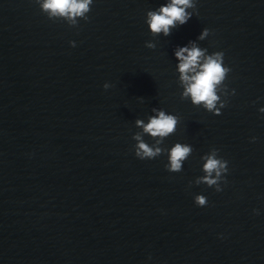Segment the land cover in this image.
<instances>
[{
    "label": "water",
    "instance_id": "1",
    "mask_svg": "<svg viewBox=\"0 0 264 264\" xmlns=\"http://www.w3.org/2000/svg\"><path fill=\"white\" fill-rule=\"evenodd\" d=\"M164 3L93 0L69 27L0 0V264H264V0H195L153 37L146 12ZM190 41L224 54L220 115L180 99L174 50ZM153 108L179 118L161 147L193 148L179 173L166 151L134 155ZM212 148L228 162L219 193L189 187Z\"/></svg>",
    "mask_w": 264,
    "mask_h": 264
},
{
    "label": "clouds",
    "instance_id": "2",
    "mask_svg": "<svg viewBox=\"0 0 264 264\" xmlns=\"http://www.w3.org/2000/svg\"><path fill=\"white\" fill-rule=\"evenodd\" d=\"M39 11L50 21H64L69 27H77L79 20L88 21V13L91 11L93 0H34ZM191 10V11H189ZM195 0H166L155 10L146 12L145 23L148 31L153 37L163 35L167 37L171 31L182 26L196 14ZM210 35L207 28L203 29L197 37L198 41H204ZM70 47H75L70 42ZM146 48L153 49L155 44L147 42ZM174 57L178 61L176 72L178 73V84L182 88L181 100H190L194 107H202L213 115H220V109L227 105V87L224 81L228 77L230 69L224 65L223 52L207 53V49L198 46L195 41H190L184 47L174 50ZM103 87L107 89L108 84ZM234 94V91L233 93ZM225 99H221V97ZM264 113V108L259 109ZM153 115L149 116L147 122L137 119L135 127L139 132L132 136L136 141L133 152L139 160H153L165 153L167 154L166 171L179 173L188 157L192 154L191 145L175 143L170 149L161 147L164 139L174 134L179 123L175 115L166 114L163 110L152 109ZM148 136L154 143L149 145L143 139ZM255 138H253L254 140ZM203 175L196 178L192 183L203 184L219 193L225 184V174L228 172V162L218 157V149L212 148L207 154L201 156ZM197 207H205L207 198L203 195L194 197ZM254 214H259L254 210Z\"/></svg>",
    "mask_w": 264,
    "mask_h": 264
}]
</instances>
